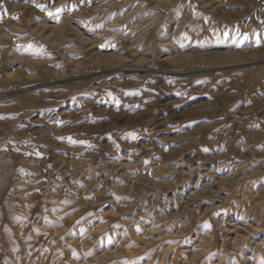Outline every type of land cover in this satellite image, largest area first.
<instances>
[{
	"label": "rangeland",
	"instance_id": "1",
	"mask_svg": "<svg viewBox=\"0 0 264 264\" xmlns=\"http://www.w3.org/2000/svg\"><path fill=\"white\" fill-rule=\"evenodd\" d=\"M0 264H264V0H0Z\"/></svg>",
	"mask_w": 264,
	"mask_h": 264
},
{
	"label": "bare ground",
	"instance_id": "2",
	"mask_svg": "<svg viewBox=\"0 0 264 264\" xmlns=\"http://www.w3.org/2000/svg\"><path fill=\"white\" fill-rule=\"evenodd\" d=\"M174 73V72H173ZM83 246V245H82Z\"/></svg>",
	"mask_w": 264,
	"mask_h": 264
}]
</instances>
